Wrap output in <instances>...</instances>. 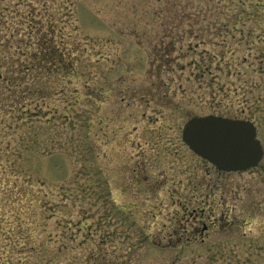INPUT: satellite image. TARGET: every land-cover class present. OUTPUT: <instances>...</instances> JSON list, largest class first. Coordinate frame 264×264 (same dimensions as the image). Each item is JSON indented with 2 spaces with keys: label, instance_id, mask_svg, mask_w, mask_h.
Segmentation results:
<instances>
[{
  "label": "rangeland",
  "instance_id": "obj_1",
  "mask_svg": "<svg viewBox=\"0 0 264 264\" xmlns=\"http://www.w3.org/2000/svg\"><path fill=\"white\" fill-rule=\"evenodd\" d=\"M208 114L264 134V0H0V264H264V159L197 155Z\"/></svg>",
  "mask_w": 264,
  "mask_h": 264
},
{
  "label": "water",
  "instance_id": "obj_2",
  "mask_svg": "<svg viewBox=\"0 0 264 264\" xmlns=\"http://www.w3.org/2000/svg\"><path fill=\"white\" fill-rule=\"evenodd\" d=\"M182 138L197 155L224 171L247 169L263 155L254 124L244 119L194 116L184 124Z\"/></svg>",
  "mask_w": 264,
  "mask_h": 264
},
{
  "label": "trees",
  "instance_id": "obj_3",
  "mask_svg": "<svg viewBox=\"0 0 264 264\" xmlns=\"http://www.w3.org/2000/svg\"><path fill=\"white\" fill-rule=\"evenodd\" d=\"M49 47L50 48H53V46H50L49 45ZM41 54V56H42V53L41 52H39V53H36L35 55H34V57L35 58H37V57H39V55ZM54 54V55H53ZM44 56H42L43 58L46 56V53H44L43 54ZM47 55H49V56H51L52 57V59L54 60V61H58V63L57 64H59V65H61V63H64V64H66V61H65V55H63L60 51H59V49H58V47L56 48V47H54V52L52 51V52H50L49 54H47ZM41 57V58H42ZM43 58L41 59V61H43ZM58 58V59H57ZM51 62H48V63H45V66H46V68L48 67H50V65L52 64H50ZM26 67H28V66H26ZM28 69V68H27ZM26 69V70H27ZM53 69V67L51 68V70ZM29 91H32V88H30V90ZM38 90H33L32 92H31V94H34V92L36 93Z\"/></svg>",
  "mask_w": 264,
  "mask_h": 264
},
{
  "label": "flooded vegetation",
  "instance_id": "obj_4",
  "mask_svg": "<svg viewBox=\"0 0 264 264\" xmlns=\"http://www.w3.org/2000/svg\"><path fill=\"white\" fill-rule=\"evenodd\" d=\"M241 119H244V120H247V121H250L254 124L255 128H256V138L260 141V144L262 146V150H263V155H262V158L259 160V162L254 165V166H251L247 169H244V170H237V171H240V172H243V171H248V170H252V169H256L258 168L261 163L263 162V159H264V134H261L260 133V129H259V126L256 125L255 121L251 118H241ZM226 172H233V171H226Z\"/></svg>",
  "mask_w": 264,
  "mask_h": 264
}]
</instances>
